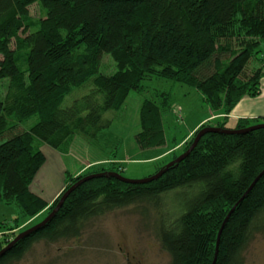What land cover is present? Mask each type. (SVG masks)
I'll use <instances>...</instances> for the list:
<instances>
[{
  "label": "trees",
  "instance_id": "obj_1",
  "mask_svg": "<svg viewBox=\"0 0 264 264\" xmlns=\"http://www.w3.org/2000/svg\"><path fill=\"white\" fill-rule=\"evenodd\" d=\"M35 3L45 13L37 22L28 11ZM104 55L114 64L110 74L100 73ZM0 56V80L8 84L0 99V203L16 208V224L47 207L29 191L44 162L35 142L58 149L77 133L95 138L131 92L143 91L145 81L160 78L190 87L211 111L224 115L197 132L264 124L241 119L234 128L226 126L234 107L261 91L264 0H0ZM90 78L92 90L64 107L70 89ZM169 110L166 93L143 101L141 131L134 137L139 150L168 143ZM32 117L37 122L24 129L22 123ZM262 171L264 128L207 133L183 161L151 183L102 177L81 184L45 225L0 256V264L19 262L38 243L78 241L91 221L131 206L140 207L139 213L145 207L155 211V236L169 264H211L222 222ZM102 172L118 171L94 174ZM88 175L69 178L66 189ZM9 230L11 224L0 223L5 235L0 251L15 238L5 233ZM262 231L264 174L230 215L215 264H243L244 249Z\"/></svg>",
  "mask_w": 264,
  "mask_h": 264
},
{
  "label": "rangeland",
  "instance_id": "obj_2",
  "mask_svg": "<svg viewBox=\"0 0 264 264\" xmlns=\"http://www.w3.org/2000/svg\"><path fill=\"white\" fill-rule=\"evenodd\" d=\"M28 11L34 22L45 16L36 3ZM114 70L113 61L104 55L100 73L110 74ZM7 86V80L1 79L0 99L5 95ZM92 88L93 78L71 88L64 97V107L77 103ZM160 93H166L170 101V110L164 116L168 143L161 148L139 150L134 137L141 131V105L145 99H153ZM223 119L221 112L211 111L202 95L190 87L160 78L145 81L143 91L131 92L122 107L112 114L109 127L96 134L95 138L77 133L58 149L35 142L34 147L41 153L44 162L36 172L29 191L44 201L47 207L33 218H18L16 224L13 221L19 217L16 208L0 203V223L6 221L11 224L12 230L5 233L15 237L39 224L48 216L47 208L69 189L66 186L71 177L92 175L112 168L128 180L148 178L172 161L174 155L177 158L183 154V148L194 139L201 125H215ZM36 122L37 117H32L23 122L22 127L29 129ZM199 122L203 123L195 128ZM226 126L231 127L232 123L229 121ZM173 139L175 143L171 141ZM139 210L140 207L131 206L91 221L78 241L35 244L15 264H169V257L155 236V211L151 207H145L144 213H139ZM1 236L5 235L0 232ZM242 257L243 264H264V231L254 234Z\"/></svg>",
  "mask_w": 264,
  "mask_h": 264
},
{
  "label": "water",
  "instance_id": "obj_3",
  "mask_svg": "<svg viewBox=\"0 0 264 264\" xmlns=\"http://www.w3.org/2000/svg\"><path fill=\"white\" fill-rule=\"evenodd\" d=\"M259 128H264V124H258V125L250 126L248 128L240 129V130H226V129H220V128H214V127L203 128V129H201L200 131H198L196 133V136L194 137L192 144L190 145V147L183 154L178 156L176 159L170 161L168 164H166L160 171H158L154 175H152V176H150L148 178L142 179V180H128V179L124 178L123 176H121V175H119L117 173H112V172H102V173L92 174V175H88L86 177H83L82 179H80L75 184H73V185H71L69 187V189L59 199L58 203L56 204L54 209L51 211V213L42 222H40L39 224H37L34 227L30 228L29 230H26L25 232L20 233L17 237H15L3 250L0 251V256H2L5 252H7L9 249H11L19 240H21L25 236H28L32 232L36 231L37 229H39L43 225H45L55 215V213L61 208L62 204L64 203V201L68 197V195L72 191H74L77 187H79L81 184H83V183H85V182H87L89 180L105 177V178H115V179H117V180H119L121 182L127 183V184H148V183H151V182L157 180L158 178H160L172 166L177 165L178 163L183 161L191 153V151L196 147L199 139L203 135H205L207 133H216V134H224V135H236L237 134L238 135V134H246L248 132L254 131V130L259 129ZM263 174H264V171H262L254 179V181L248 187V189L243 194V196L230 209V211L228 212V214L225 217L224 221L222 222V224H221V226H220V228L218 230L217 236H216L214 258H213L211 264H215V262H216L220 236H221V233H222V231H223V229H224V227H225L230 215L234 212L236 207L243 201V199L246 198V196L253 189L254 185L261 178V176Z\"/></svg>",
  "mask_w": 264,
  "mask_h": 264
},
{
  "label": "crops",
  "instance_id": "obj_4",
  "mask_svg": "<svg viewBox=\"0 0 264 264\" xmlns=\"http://www.w3.org/2000/svg\"><path fill=\"white\" fill-rule=\"evenodd\" d=\"M241 119L248 120L250 124L262 123L261 120H264V77L261 81L260 94L254 98L244 97L228 115L226 124L230 121L232 126L229 128H234L237 121ZM202 123L199 122L195 128Z\"/></svg>",
  "mask_w": 264,
  "mask_h": 264
}]
</instances>
